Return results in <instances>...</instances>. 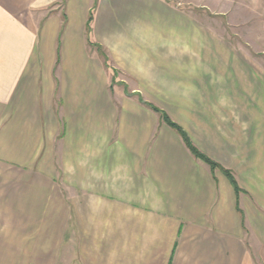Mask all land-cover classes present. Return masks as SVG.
<instances>
[{
    "label": "crops",
    "instance_id": "1",
    "mask_svg": "<svg viewBox=\"0 0 264 264\" xmlns=\"http://www.w3.org/2000/svg\"><path fill=\"white\" fill-rule=\"evenodd\" d=\"M165 3L0 0V211H26L19 228L47 226L48 213L40 217L43 194L38 190L65 189L40 165L52 164L54 170L59 149L68 156L76 149L71 162L78 172L79 228L100 225L89 219L92 203V212L102 217L125 201L97 191L129 192V219L120 215L122 227H129L128 249L119 250L117 236L109 238V251L102 250L101 236L94 246H86L91 242L81 236L75 251L76 241L68 235L72 204L63 195L60 209L46 205L53 213L60 211L49 226L61 228V234L54 230L47 241L38 242L17 236L16 242L32 246L1 259L12 264H264V163L261 150H255L264 141L230 140L224 126L219 160L180 125L203 154L231 172L237 194L230 178L194 157L171 127L129 130V95L120 106L113 101L112 82L120 71L129 79L131 26L139 31L150 20L169 18ZM237 3L264 21V0ZM242 147L253 155L241 157ZM240 160L252 161L250 169L246 164L252 181L243 175ZM80 192L88 194L84 201ZM7 203L12 208L3 207Z\"/></svg>",
    "mask_w": 264,
    "mask_h": 264
},
{
    "label": "rangeland",
    "instance_id": "2",
    "mask_svg": "<svg viewBox=\"0 0 264 264\" xmlns=\"http://www.w3.org/2000/svg\"><path fill=\"white\" fill-rule=\"evenodd\" d=\"M165 1V15L169 18L150 20L148 28L139 25V31L135 30L137 25L131 26L134 30L129 34V79L120 71L112 82L115 104L120 106L125 100L124 95H129V130L136 125L146 132L149 127L155 129L156 126L167 125L161 114L149 107L150 104L183 126L187 133L205 145L207 151L219 160L222 156L224 126L227 127L230 140L241 138L264 141V21L259 19V15L253 19V10L243 3H237V0ZM89 43L95 44L94 40H89ZM103 54L108 57L107 53ZM122 77L126 82H117ZM72 150L69 151L70 156L62 149L58 150L54 157V170L52 164L40 165L43 171H50L57 176L60 189L62 186L65 189L38 190L43 194L40 198L43 204L40 217L48 213L46 227H16L26 219L27 212L0 211V240L5 241L0 243V252H6L0 255L7 256L13 251H23V248L32 246L16 242L19 240L17 236L24 235L29 237L26 238L28 241L38 242L47 241L54 230L61 234V228L49 226L52 215L60 216V211L53 213L48 210V206L53 204V209H60L58 206L63 195L73 206L68 235L76 241L75 251L81 236L90 240L91 243L86 246L96 245L95 239L101 236L103 245L100 246L102 250L108 251L109 238L117 236L119 250L129 248L126 242L129 239V227H122L121 222L122 219H129V213L125 212L128 191H97L105 195L116 193L125 201L115 203L117 208H112L114 212H110V208L102 217L100 212H97L99 217L93 213L96 207L92 203V210L86 206L87 212H90L89 219L95 218L100 225L87 227L85 224L84 227L82 223L80 228L77 225L78 172L77 164L71 162L72 152L76 149ZM255 150H261L264 163V147ZM240 155L243 158L252 156L253 151L242 147ZM240 161L243 175L252 181L250 173H246L248 166L249 169L253 166L252 161ZM80 196L84 201L88 194L80 192ZM6 199H9L8 193ZM3 207L12 208L9 203ZM17 207L25 209L24 205ZM100 207L104 209L106 205ZM12 262L0 258V264ZM21 262L31 264V260Z\"/></svg>",
    "mask_w": 264,
    "mask_h": 264
},
{
    "label": "trees",
    "instance_id": "3",
    "mask_svg": "<svg viewBox=\"0 0 264 264\" xmlns=\"http://www.w3.org/2000/svg\"><path fill=\"white\" fill-rule=\"evenodd\" d=\"M92 20V17L89 19V23ZM149 107L161 114L163 120L166 122V124L171 127L173 130H175L182 138L184 144L186 145V147L189 149V151L191 152V154L196 157L197 159L202 160L203 162L207 163L211 169L214 171L216 169H219L221 171H223L229 178L230 181L232 182V184L234 185L235 191L238 194L240 192V188L236 182V180L234 179V177L232 176L231 172L223 169L221 167L220 164L216 163L215 161H213L212 159H210L208 156H206L205 154H203L196 146L195 144L192 142L191 138L189 137V135L183 130V128L178 125L177 123L173 122L169 116H167L163 111H161L160 109H158L155 106H152L150 104H148Z\"/></svg>",
    "mask_w": 264,
    "mask_h": 264
}]
</instances>
